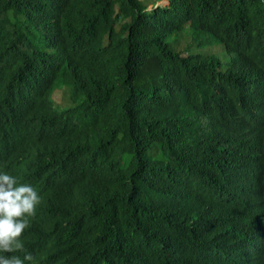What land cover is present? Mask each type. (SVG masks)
<instances>
[{
    "label": "trees",
    "instance_id": "trees-1",
    "mask_svg": "<svg viewBox=\"0 0 264 264\" xmlns=\"http://www.w3.org/2000/svg\"><path fill=\"white\" fill-rule=\"evenodd\" d=\"M46 126L86 235L64 264H206L264 171V0H0V149Z\"/></svg>",
    "mask_w": 264,
    "mask_h": 264
},
{
    "label": "clouds",
    "instance_id": "clouds-1",
    "mask_svg": "<svg viewBox=\"0 0 264 264\" xmlns=\"http://www.w3.org/2000/svg\"><path fill=\"white\" fill-rule=\"evenodd\" d=\"M68 155L64 137L47 126L27 134L17 128L6 137L0 149V264H64L68 246L79 247L85 239L80 211L68 201L73 178ZM248 182L250 193L242 209L206 231L214 252L206 264H261L264 171ZM42 188L49 191L46 203ZM90 253L101 261L109 258L100 246L92 247L80 264H92Z\"/></svg>",
    "mask_w": 264,
    "mask_h": 264
},
{
    "label": "rangeland",
    "instance_id": "rangeland-1",
    "mask_svg": "<svg viewBox=\"0 0 264 264\" xmlns=\"http://www.w3.org/2000/svg\"><path fill=\"white\" fill-rule=\"evenodd\" d=\"M157 1V2H156ZM171 0H140V2L147 7V10H151L154 5L164 7L166 6ZM156 2V3H155ZM189 42L188 38H184L183 42L180 44L178 49H183L186 46V43ZM215 48L221 49V45L218 44ZM53 99L56 105L59 106H66L69 104L70 100L68 98V94L64 91H58L53 94Z\"/></svg>",
    "mask_w": 264,
    "mask_h": 264
}]
</instances>
